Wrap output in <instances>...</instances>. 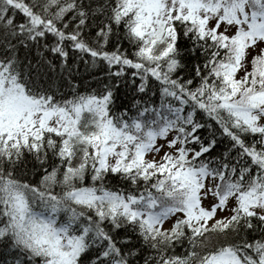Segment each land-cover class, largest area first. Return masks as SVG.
<instances>
[{
  "label": "snow or ice",
  "instance_id": "snow-or-ice-1",
  "mask_svg": "<svg viewBox=\"0 0 264 264\" xmlns=\"http://www.w3.org/2000/svg\"><path fill=\"white\" fill-rule=\"evenodd\" d=\"M0 264H264V0H0Z\"/></svg>",
  "mask_w": 264,
  "mask_h": 264
}]
</instances>
